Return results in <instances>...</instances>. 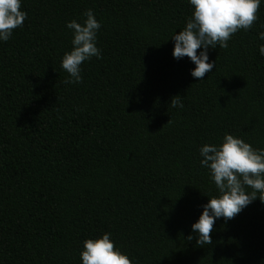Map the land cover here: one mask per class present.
Wrapping results in <instances>:
<instances>
[{"label": "trees", "instance_id": "1", "mask_svg": "<svg viewBox=\"0 0 264 264\" xmlns=\"http://www.w3.org/2000/svg\"><path fill=\"white\" fill-rule=\"evenodd\" d=\"M87 9L101 58L68 85L65 23ZM20 10L22 26L0 42V264H81V242L104 232L131 264H264L259 198L217 219L210 244L190 227L218 194L198 148L225 133L264 148V3L250 29L208 50L215 65L202 78L171 55L187 0H21Z\"/></svg>", "mask_w": 264, "mask_h": 264}, {"label": "clouds", "instance_id": "2", "mask_svg": "<svg viewBox=\"0 0 264 264\" xmlns=\"http://www.w3.org/2000/svg\"><path fill=\"white\" fill-rule=\"evenodd\" d=\"M187 3L191 6V15L184 27L170 36L171 55L176 59L186 56L194 64L190 69L191 77L202 78L215 65L208 60V50L217 46L226 48L230 37L238 30L250 29L264 0H187ZM20 9L21 0H0V42L8 41L13 30L22 26L27 13ZM82 15V22L65 23L72 33V47L63 53L60 67L68 74L64 81L68 85L82 81L83 62L92 57L101 58L96 46L100 22L91 9ZM257 35L264 41V31ZM258 52L264 56V44L259 46ZM172 105L183 107L179 100H172ZM198 153L199 164L208 169L218 193L201 206L198 218L190 226L196 243L203 245L211 243L210 233L217 219L223 218L226 222L257 198L264 202L261 199L264 197V148H254L241 138L225 133L219 143L201 145ZM78 255L81 264H131L127 254L114 246L109 232L84 239Z\"/></svg>", "mask_w": 264, "mask_h": 264}]
</instances>
